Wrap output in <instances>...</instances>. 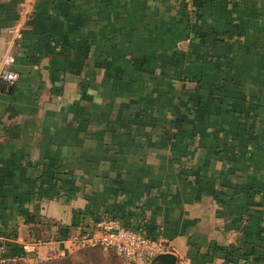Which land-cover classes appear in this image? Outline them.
Here are the masks:
<instances>
[{"label": "crops", "instance_id": "1", "mask_svg": "<svg viewBox=\"0 0 264 264\" xmlns=\"http://www.w3.org/2000/svg\"><path fill=\"white\" fill-rule=\"evenodd\" d=\"M0 0V258L52 222L141 226L176 264H263L264 0ZM31 214L43 240L31 243ZM14 262V261H13ZM119 262V261H118Z\"/></svg>", "mask_w": 264, "mask_h": 264}, {"label": "built area", "instance_id": "2", "mask_svg": "<svg viewBox=\"0 0 264 264\" xmlns=\"http://www.w3.org/2000/svg\"><path fill=\"white\" fill-rule=\"evenodd\" d=\"M31 12L30 1L21 0L19 17L25 18ZM9 38L6 40V49L0 55V83L3 86H9L15 83L19 77L18 73L10 66L14 61V56L9 48L21 37L19 27H8L6 29ZM59 241V240H58ZM60 241H67L69 246L84 247H102L111 250L117 257L119 264H145L150 259L159 254L172 253V247L162 239L155 236L145 228L128 227L114 217H99L90 227L78 228L77 231ZM42 241H32L23 243L22 249L26 250L28 245H39ZM1 248V246H0ZM10 261H15L11 257ZM0 262L4 259L0 258Z\"/></svg>", "mask_w": 264, "mask_h": 264}, {"label": "rangeland", "instance_id": "3", "mask_svg": "<svg viewBox=\"0 0 264 264\" xmlns=\"http://www.w3.org/2000/svg\"><path fill=\"white\" fill-rule=\"evenodd\" d=\"M118 264L115 254L102 247H71L70 251L63 256L45 259L42 263L32 264ZM0 264H26L21 261H4Z\"/></svg>", "mask_w": 264, "mask_h": 264}, {"label": "trees", "instance_id": "4", "mask_svg": "<svg viewBox=\"0 0 264 264\" xmlns=\"http://www.w3.org/2000/svg\"><path fill=\"white\" fill-rule=\"evenodd\" d=\"M28 221L33 224V227L30 228V231H29V233L31 234L30 238L33 241L46 240V239H42L41 238L40 231H39L38 227H36L37 224H41L42 223V219L40 218V216L38 214H31L29 216ZM77 224H79V221L78 222L71 221L69 224H60L58 222H52L51 225L54 226V232H53V235H52L53 239L54 240H59V241L66 239L70 235L72 229ZM261 239L263 241V244H262V246L259 247L260 250L258 251L256 258L258 260L262 261L263 264H264V234L262 235ZM63 255L64 254H61L60 256H63ZM43 261L44 260H40V261H37V263H42ZM118 264H119V262H118Z\"/></svg>", "mask_w": 264, "mask_h": 264}, {"label": "water", "instance_id": "5", "mask_svg": "<svg viewBox=\"0 0 264 264\" xmlns=\"http://www.w3.org/2000/svg\"><path fill=\"white\" fill-rule=\"evenodd\" d=\"M145 264H176V257L171 253L159 254Z\"/></svg>", "mask_w": 264, "mask_h": 264}]
</instances>
